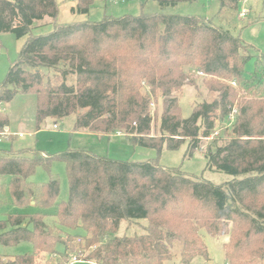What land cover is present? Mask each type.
I'll use <instances>...</instances> for the list:
<instances>
[{
  "label": "trees",
  "instance_id": "obj_1",
  "mask_svg": "<svg viewBox=\"0 0 264 264\" xmlns=\"http://www.w3.org/2000/svg\"><path fill=\"white\" fill-rule=\"evenodd\" d=\"M74 1L71 12L87 15L96 0ZM154 1L164 8L198 0ZM218 1L221 8L238 11L241 0ZM59 12L57 0H0V34L26 39L0 84V104L31 93L37 130L48 119L57 124L74 116V131L123 135L159 156L164 148L177 151L188 142L190 158L236 111L225 143L205 153L208 169L232 180L215 185L164 167L159 159L131 163L87 149L54 157H37L41 152L35 150L31 158L23 157L31 150H0V190L8 177L15 206L57 210L53 225L42 212L0 221L2 247H32L31 254L7 261L0 254V264H38L42 254L93 264H164L176 256V244L182 246L181 263L191 264L209 260L203 231L228 237L226 264L264 260V77L259 63L246 75L250 46L200 16H105L100 22L58 25ZM45 20L50 23L39 27ZM48 25L50 33L34 34ZM195 74L216 80L210 85L215 98L193 106L184 119L177 94L195 83ZM159 102V134L152 135L151 107ZM6 127L0 121V130ZM54 160L66 166V202L58 201L56 178L39 186L30 182L39 166L49 170ZM133 225L142 232L131 233ZM58 245L65 253H58Z\"/></svg>",
  "mask_w": 264,
  "mask_h": 264
},
{
  "label": "rangeland",
  "instance_id": "obj_2",
  "mask_svg": "<svg viewBox=\"0 0 264 264\" xmlns=\"http://www.w3.org/2000/svg\"><path fill=\"white\" fill-rule=\"evenodd\" d=\"M59 4L58 25H67L79 22H100L105 16L121 18L124 16H140L144 15H178V16H200L209 20L214 26L223 30H229L231 33L240 37L250 47L247 52L251 59L246 64V75L250 76L257 70L264 77V0H241L238 5V11H231L221 8L218 0H198L195 3H179L175 6L161 7L154 0H112L103 2L96 0L90 12L87 15L73 14L71 9L76 6L74 0H57ZM241 10L248 11L246 17H241ZM49 20H45L38 24L43 26L49 24ZM52 31V26H44L34 34L46 35ZM26 39L18 40L13 34H0L1 56H0V84L5 80L9 68L18 58L19 52L24 45ZM43 73L55 76L53 70ZM194 84H186L177 94L179 105L181 108V116L186 119L192 114L193 106L202 102H211L215 95L210 90L211 80L205 76L195 74ZM74 81L69 78L68 84L73 85ZM234 87V85H233ZM163 112L161 102L152 105L151 114L153 117L152 135L159 134L160 116ZM228 120L218 124L217 132L208 140L201 143V150L197 151L193 157L186 156L188 142H186L177 151H168L163 149L159 156L157 151L147 149L140 146L132 145L123 135L104 136L89 131H74L75 117L71 116L57 124L54 120L48 119L37 130L36 125V97L33 94H18L15 99L9 103L0 104V121L7 123V128L0 130V150L12 151L18 153L23 150H31L23 157H34L32 152L35 150L41 152L36 154L37 157H54L68 150L87 149L92 153L110 158L112 160H121L131 163H141L150 159H159V164L167 168L181 169L182 172L202 178L205 181L215 185H222L232 177L225 173L211 171L208 169V160L205 156L209 146L216 147L225 143L231 132V126L235 120ZM54 125L58 128L55 129ZM23 134V138H18ZM16 137L18 139H16ZM43 153V154H42ZM45 155V156H44ZM56 178L60 183L59 202L68 201L69 199V180L66 172V166L62 161L54 160L49 168L39 166L36 173L30 178V182L34 185H42L50 179ZM8 177L2 179V189L0 190V221L5 220L8 215L35 213L48 214L47 222L54 223L53 215L56 214V207L52 206L48 209L41 210L32 203L28 208L20 209L15 206L9 192ZM145 224L146 222H142ZM126 223H123L121 234L126 232ZM132 232L142 231L133 225ZM65 239V235L62 236ZM202 237L207 246L209 260L197 258L191 264H226V256L224 244L228 242V237L214 238L202 232ZM58 253H65L63 246L56 247ZM181 244H176L173 248L174 258L164 264H182L180 253ZM32 247L23 243L16 248H4L0 245V254L4 260L13 259L16 256L31 254ZM80 258H83L80 257ZM93 264L85 261H77L75 258H60L59 256H51L42 254L37 261L38 264ZM256 264H264V260H258Z\"/></svg>",
  "mask_w": 264,
  "mask_h": 264
},
{
  "label": "built area",
  "instance_id": "obj_3",
  "mask_svg": "<svg viewBox=\"0 0 264 264\" xmlns=\"http://www.w3.org/2000/svg\"><path fill=\"white\" fill-rule=\"evenodd\" d=\"M247 14H248V11H246V10H242L241 13H240V16L244 18V17L247 16ZM1 48H2V46H1V44H0V56H1ZM235 113H236V111L233 112V114L230 116L229 120H233V119H234V115H235ZM54 128L57 129L58 126H57V125H54ZM19 137H23V135L20 134Z\"/></svg>",
  "mask_w": 264,
  "mask_h": 264
},
{
  "label": "crops",
  "instance_id": "obj_4",
  "mask_svg": "<svg viewBox=\"0 0 264 264\" xmlns=\"http://www.w3.org/2000/svg\"><path fill=\"white\" fill-rule=\"evenodd\" d=\"M241 11H242V10H241ZM6 128H7V127H6ZM22 135H23V134H22ZM17 137H18V138H23V137H24V135H23V137H19V136H17ZM17 137H16V139H18ZM32 206H33V205H32Z\"/></svg>",
  "mask_w": 264,
  "mask_h": 264
}]
</instances>
